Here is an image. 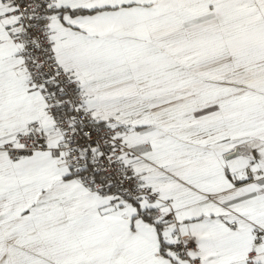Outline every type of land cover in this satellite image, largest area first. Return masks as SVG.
Masks as SVG:
<instances>
[{
	"label": "snow or ice",
	"instance_id": "snow-or-ice-1",
	"mask_svg": "<svg viewBox=\"0 0 264 264\" xmlns=\"http://www.w3.org/2000/svg\"><path fill=\"white\" fill-rule=\"evenodd\" d=\"M0 264H264V0H0Z\"/></svg>",
	"mask_w": 264,
	"mask_h": 264
}]
</instances>
